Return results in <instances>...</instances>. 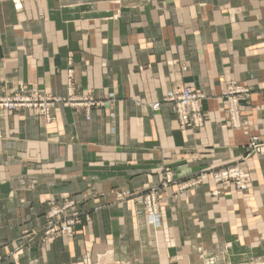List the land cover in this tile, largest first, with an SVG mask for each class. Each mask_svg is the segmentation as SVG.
<instances>
[{"label":"crops","instance_id":"crops-1","mask_svg":"<svg viewBox=\"0 0 264 264\" xmlns=\"http://www.w3.org/2000/svg\"><path fill=\"white\" fill-rule=\"evenodd\" d=\"M68 58L75 91L97 103L88 118L62 103L49 122L27 108L0 115L1 253L25 242L19 264H83L86 251L112 258L113 244L144 264H264V159L247 146L264 143V0H23L18 11L0 0L2 92L65 95ZM227 84L249 90L240 128L226 123ZM184 85L205 95L202 127H180L162 101ZM229 163L246 190L211 182ZM158 184L156 236L133 198ZM116 191L134 197L118 206ZM68 198L92 223L83 216L69 239L25 232Z\"/></svg>","mask_w":264,"mask_h":264},{"label":"built area","instance_id":"built-area-1","mask_svg":"<svg viewBox=\"0 0 264 264\" xmlns=\"http://www.w3.org/2000/svg\"><path fill=\"white\" fill-rule=\"evenodd\" d=\"M23 0H11L15 10H19L22 7ZM65 95L55 96L44 94L33 93L32 91L16 90L13 92L3 93L0 91V112H13L20 110L21 108H27L30 110H35L43 114L45 120L49 122L51 120L50 109L55 104H63L74 108H83L85 116L88 118L89 111L95 105H97L95 99L89 97L85 94H77L75 91L73 83V69L71 68V59L68 58L67 66L65 67ZM248 88L244 85L227 84L225 89L222 91L224 97V108L226 110V123L232 127L240 128L242 125V108L240 107L242 100H244L248 95ZM205 95L200 91H194L189 86H182L179 89L169 91L162 101L171 103V110L177 120L180 127L189 126L193 128L202 127L205 123V114L202 109V100ZM160 101H153L150 104L151 110H157L159 108ZM248 151L250 153L261 154L264 159V143L260 140L259 136L251 135L249 136ZM246 153L249 155L250 153ZM169 174V173H168ZM165 177V182H169L171 175ZM210 180L214 184L218 185L223 182H232L234 187L238 191H244L248 188L247 174L246 171L239 166L238 163H229V165L223 166L218 169H214L210 173ZM184 185H180L179 190H185L191 188L198 184V179L186 180ZM220 193L219 189L215 187L211 191V196L215 197ZM156 192L154 189H149L145 198L147 203V208L149 212L155 213L157 210L156 202ZM57 204L52 205V207H60L58 209H53L50 214H47V218L54 217L55 214H60L65 211L68 206L76 204L71 198L62 199ZM71 216H76L72 214ZM74 220H68L62 225V231L65 235H70L72 232L71 228ZM54 226L48 224L46 227L45 234L49 235L54 232ZM55 228V227H54ZM0 264H7L0 260Z\"/></svg>","mask_w":264,"mask_h":264},{"label":"rangeland","instance_id":"rangeland-1","mask_svg":"<svg viewBox=\"0 0 264 264\" xmlns=\"http://www.w3.org/2000/svg\"><path fill=\"white\" fill-rule=\"evenodd\" d=\"M65 72H66V69L64 68ZM18 91L20 90H24V91H32L33 93L37 92V94H44L42 92H40V90H37V88H28L26 89V87H24L23 85L20 86L19 89H17ZM1 91V90H0ZM2 92V91H1ZM4 93V91H3ZM77 93V92H76ZM78 95L79 94H83V93H77ZM46 96H49L47 94H44ZM56 96V95H55ZM58 96V95H57ZM64 96V95H63ZM62 97V96H61ZM31 111V113H30ZM30 114H34L35 110H30L28 111ZM6 114L8 113H3V112H0V115L5 117ZM35 115V114H34ZM47 122V121H46ZM169 173V174H168ZM168 174V176L171 175V178L172 180L170 179L169 182H165V177L166 175ZM163 178L160 179V182L159 184L162 185V186H165V187H168L170 185V183H174V176H173V173L170 171H166V173L164 172L163 173ZM185 182V181H184ZM182 182V181H177L175 183H177V187H178V190H179V187L180 185H184L185 183ZM156 185V187H151L149 189H154L155 192H156V202H157V210L155 213H152V212H149L148 208H147V203H146V199H144L145 197V194L146 192L149 190V189H146L145 191H142L141 193L138 194V196H135V198H133L134 200V204L138 205L141 209L140 211L144 213V216H145V219H146V224L150 226V228H152V233L153 235H156V233L161 230L162 228V213H160V203H159V198H158V194H157V187L159 186ZM179 191H182V190H179ZM184 191V190H183ZM117 194L119 196H117V198L115 197V199L117 201H115L118 206H122L123 203L125 201H127L128 198H132L134 196H130V195H127L124 194L122 191H116ZM213 197V196H212ZM54 205L57 204V202H53ZM58 209L60 207H52L50 206L49 209L45 212L44 216H45V221H44V224L43 226L41 227V229H39V231L37 230H34V229H26L25 232H28V231H32L33 233H40V241L42 242L43 239L45 238H51V240H54L52 238H54L55 236H64V239H69L71 237H73V235L75 234V227L77 225H80L81 222H82V218L84 216V219H85V223L87 222H90L92 223V216L89 215L91 210H82L79 206L78 203L72 205V206H68V208L65 210V211H62L60 214H55L54 217L52 218H47V214H50V212L53 211V209ZM72 214L76 215V216H71ZM89 215V217L87 216ZM68 220H74V223L72 225V228H71V234L68 236V235H65V233L62 231V225L64 223H66ZM48 224H51L54 229V232L50 233L49 235L45 234V229L46 227L48 226ZM28 230V231H27ZM122 234V233H120ZM157 236V235H156ZM25 242H22L20 244H12V249H10L9 252H2L1 253V249H2V246L0 245V260L7 263L6 262V259L8 257L12 258L13 261H17V258L20 256V254H22V251H20L21 249L25 248ZM114 245L112 244V258L110 256L111 252H110V249L109 248H103L102 250H100L99 252H95L94 255L92 254L91 251H86L84 252V256L82 257L83 259V264H144L143 261H142V258L140 257H136L134 255H131L130 251L128 250L127 252V256L125 257L126 259H122L120 257H117L116 255H114L113 251H114ZM19 252V253H18ZM108 259V260H107ZM109 261V262H108ZM8 264V263H7ZM15 264H19L18 261L15 263Z\"/></svg>","mask_w":264,"mask_h":264},{"label":"bare ground","instance_id":"bare-ground-1","mask_svg":"<svg viewBox=\"0 0 264 264\" xmlns=\"http://www.w3.org/2000/svg\"><path fill=\"white\" fill-rule=\"evenodd\" d=\"M108 260V259H107ZM109 262V261H108Z\"/></svg>","mask_w":264,"mask_h":264}]
</instances>
